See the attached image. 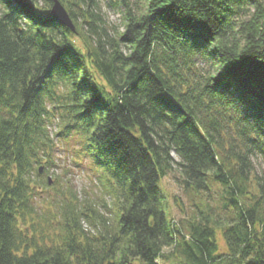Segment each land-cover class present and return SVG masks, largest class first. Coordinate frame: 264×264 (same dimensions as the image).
Returning <instances> with one entry per match:
<instances>
[{
	"label": "trees",
	"instance_id": "obj_1",
	"mask_svg": "<svg viewBox=\"0 0 264 264\" xmlns=\"http://www.w3.org/2000/svg\"><path fill=\"white\" fill-rule=\"evenodd\" d=\"M58 1L0 0V264H264V0Z\"/></svg>",
	"mask_w": 264,
	"mask_h": 264
},
{
	"label": "rangeland",
	"instance_id": "obj_2",
	"mask_svg": "<svg viewBox=\"0 0 264 264\" xmlns=\"http://www.w3.org/2000/svg\"><path fill=\"white\" fill-rule=\"evenodd\" d=\"M110 14V19L114 22L119 23L121 15L120 13L114 11L113 9H108ZM177 159L176 155H174ZM76 185L78 188H82L84 185L88 186L90 184L88 178H85L82 173H79L75 176ZM53 183V181L51 182ZM162 189L164 191L166 207L170 211L171 218L177 220L181 217L180 210L182 209V205L180 201L177 200V197L180 196V191L176 187L172 175H168L167 177L163 178L162 180ZM51 185V184H49ZM176 198V200H175ZM222 243V241H221Z\"/></svg>",
	"mask_w": 264,
	"mask_h": 264
},
{
	"label": "water",
	"instance_id": "obj_3",
	"mask_svg": "<svg viewBox=\"0 0 264 264\" xmlns=\"http://www.w3.org/2000/svg\"><path fill=\"white\" fill-rule=\"evenodd\" d=\"M51 14L64 26L68 27L72 32H75L74 24L69 17L68 12L64 8V6L60 3L58 0H54L52 8H51ZM43 171V166L39 167V172ZM52 179L51 177H48V183L51 184Z\"/></svg>",
	"mask_w": 264,
	"mask_h": 264
}]
</instances>
